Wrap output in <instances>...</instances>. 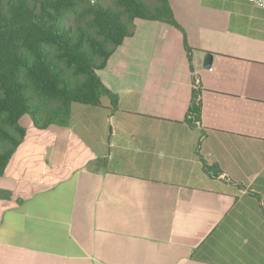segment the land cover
Masks as SVG:
<instances>
[{
  "label": "crops",
  "instance_id": "obj_1",
  "mask_svg": "<svg viewBox=\"0 0 264 264\" xmlns=\"http://www.w3.org/2000/svg\"><path fill=\"white\" fill-rule=\"evenodd\" d=\"M169 2L191 64L179 31L137 19L98 72L115 110L73 104L42 130L20 118L0 264H264V10Z\"/></svg>",
  "mask_w": 264,
  "mask_h": 264
},
{
  "label": "trees",
  "instance_id": "obj_2",
  "mask_svg": "<svg viewBox=\"0 0 264 264\" xmlns=\"http://www.w3.org/2000/svg\"><path fill=\"white\" fill-rule=\"evenodd\" d=\"M137 19L179 31L191 64L169 0H0V176L24 137L21 117L42 130L67 126L73 104L117 108L98 72L134 36ZM200 113L193 92L187 118Z\"/></svg>",
  "mask_w": 264,
  "mask_h": 264
},
{
  "label": "water",
  "instance_id": "obj_3",
  "mask_svg": "<svg viewBox=\"0 0 264 264\" xmlns=\"http://www.w3.org/2000/svg\"><path fill=\"white\" fill-rule=\"evenodd\" d=\"M212 59H213V57L211 54L206 53L204 55L203 65H202L204 69H210V67L212 65Z\"/></svg>",
  "mask_w": 264,
  "mask_h": 264
},
{
  "label": "built area",
  "instance_id": "obj_4",
  "mask_svg": "<svg viewBox=\"0 0 264 264\" xmlns=\"http://www.w3.org/2000/svg\"><path fill=\"white\" fill-rule=\"evenodd\" d=\"M251 6L264 10V0H249Z\"/></svg>",
  "mask_w": 264,
  "mask_h": 264
}]
</instances>
